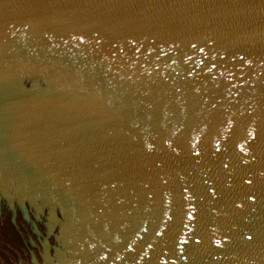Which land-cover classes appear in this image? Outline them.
Listing matches in <instances>:
<instances>
[{
  "label": "water",
  "instance_id": "water-1",
  "mask_svg": "<svg viewBox=\"0 0 264 264\" xmlns=\"http://www.w3.org/2000/svg\"><path fill=\"white\" fill-rule=\"evenodd\" d=\"M0 264H264V0H0Z\"/></svg>",
  "mask_w": 264,
  "mask_h": 264
}]
</instances>
